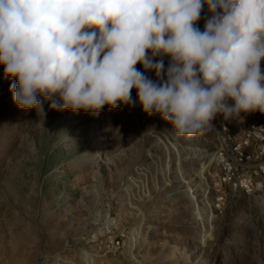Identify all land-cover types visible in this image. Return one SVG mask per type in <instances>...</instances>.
<instances>
[{
	"label": "rangeland",
	"instance_id": "374dc122",
	"mask_svg": "<svg viewBox=\"0 0 264 264\" xmlns=\"http://www.w3.org/2000/svg\"><path fill=\"white\" fill-rule=\"evenodd\" d=\"M15 83L0 65V264H264V179L221 186L213 126L180 137L138 101L43 115Z\"/></svg>",
	"mask_w": 264,
	"mask_h": 264
},
{
	"label": "clouds",
	"instance_id": "9594fccd",
	"mask_svg": "<svg viewBox=\"0 0 264 264\" xmlns=\"http://www.w3.org/2000/svg\"><path fill=\"white\" fill-rule=\"evenodd\" d=\"M262 61L264 0H0L13 102L43 115L44 101L93 115L138 101L177 136L204 135L217 116L264 114Z\"/></svg>",
	"mask_w": 264,
	"mask_h": 264
},
{
	"label": "built area",
	"instance_id": "2783aa9c",
	"mask_svg": "<svg viewBox=\"0 0 264 264\" xmlns=\"http://www.w3.org/2000/svg\"><path fill=\"white\" fill-rule=\"evenodd\" d=\"M208 18L205 7L197 26L202 29ZM213 128L216 146L209 163L217 169L221 186L232 184L244 192L256 190L264 179V114L242 113L231 120L217 116Z\"/></svg>",
	"mask_w": 264,
	"mask_h": 264
},
{
	"label": "bare ground",
	"instance_id": "6f19581e",
	"mask_svg": "<svg viewBox=\"0 0 264 264\" xmlns=\"http://www.w3.org/2000/svg\"><path fill=\"white\" fill-rule=\"evenodd\" d=\"M175 149L178 151V153H179V150L177 149L178 147L176 146V144H175ZM197 152V151H196ZM182 176V175H181ZM183 180V179H182ZM187 190H191L192 191V194H193V196H191V198H193V199H197V196H196V193H195V191H194V188H193V186L192 185H189V187L187 188ZM189 192V191H188ZM192 199V200H193ZM204 206V205H203ZM202 208V207H201ZM202 209H204V208H202ZM199 210H200V208H199ZM198 210V211H199ZM200 212V211H199ZM205 212V211H204ZM201 214V213H200ZM200 218L202 219L203 217H202V214H201V216H200ZM83 264H89L88 262H83Z\"/></svg>",
	"mask_w": 264,
	"mask_h": 264
}]
</instances>
